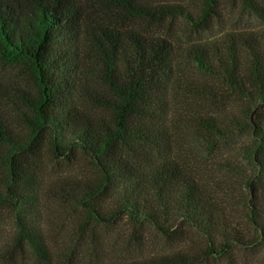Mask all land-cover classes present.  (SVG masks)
<instances>
[{
  "label": "trees",
  "instance_id": "1",
  "mask_svg": "<svg viewBox=\"0 0 264 264\" xmlns=\"http://www.w3.org/2000/svg\"><path fill=\"white\" fill-rule=\"evenodd\" d=\"M241 1L264 15L263 0ZM218 2L204 0L203 21ZM164 7L144 0H0V59L22 65L30 80L14 87L0 80V161L8 169L0 210L12 211L16 239L46 262L52 247L43 199L50 188L40 166L26 158L45 140L55 157L71 159L81 150L97 166L98 177L71 178L60 192L54 186L49 191L51 199L63 197L84 209L87 224L126 220L133 229L149 225L166 236L190 227L205 243L200 250L190 243L103 264H201L211 256L234 263L233 253L247 244L264 247V26L191 43L186 55L203 78L183 83L172 40L131 23ZM183 92L246 104L244 116L224 121L214 113L195 114L215 134L252 132L243 148L254 168L244 179L253 235L226 190L177 154L169 109ZM13 113L27 132L15 126Z\"/></svg>",
  "mask_w": 264,
  "mask_h": 264
},
{
  "label": "rangeland",
  "instance_id": "2",
  "mask_svg": "<svg viewBox=\"0 0 264 264\" xmlns=\"http://www.w3.org/2000/svg\"><path fill=\"white\" fill-rule=\"evenodd\" d=\"M144 1L156 7L167 5L169 8H157L152 15L138 16L131 23L172 40L181 56L178 76L183 83L203 78L186 55V49L191 43L222 39L232 30L259 29L264 26V15L250 11L241 0H219L215 11L205 21L204 0ZM186 10L196 17V21L188 17ZM23 69L20 64H8L0 59V80L9 87H14L24 79L30 81ZM171 103L170 129L176 140L178 156L202 179L213 181L226 190L238 210V219L247 230H251L246 215L248 189L244 179L254 175V168L245 158L243 147L252 142V132L250 129H242L229 136L215 134L195 114L198 112L205 116L214 113L219 120L224 121L236 114L244 116L245 102L227 95L197 100L183 92L173 97ZM260 111L264 113V106L260 107ZM12 116L15 126L27 132L19 116L15 113ZM26 158L32 165L40 166V172L50 188L43 199V224L52 247L51 261L46 262L37 257L28 244L16 239L12 211L2 209L0 264H103L107 259L108 263L112 260L125 261L189 246L190 243L200 250L205 244L202 236L190 227L179 228L172 236H166L149 225L133 229L126 220L113 224L90 220L87 224V212L84 209L63 197L51 199L49 191L53 192L54 186L60 192V187L71 178L84 180L98 177L99 171L93 160L81 150H77L71 159L57 158L51 152L47 140L35 149H30ZM7 175V166L0 161V183L6 180ZM249 233L253 235V231ZM233 255L234 263L230 262L228 256H211L201 264H264V247L258 242L247 244L246 248L238 249Z\"/></svg>",
  "mask_w": 264,
  "mask_h": 264
}]
</instances>
